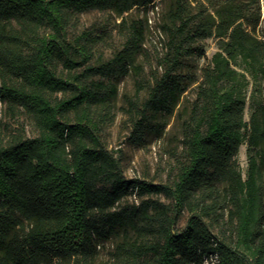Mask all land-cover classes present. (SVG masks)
<instances>
[{"label": "trees", "instance_id": "obj_1", "mask_svg": "<svg viewBox=\"0 0 264 264\" xmlns=\"http://www.w3.org/2000/svg\"><path fill=\"white\" fill-rule=\"evenodd\" d=\"M262 0H0V102L25 112L37 133L0 138V264H96L101 241L117 238L111 264H264V115L245 119L251 79H264ZM159 6L162 70L146 83L140 56L147 27L129 19ZM89 9L122 17L125 39L93 62L101 35L70 26ZM219 48L195 97L190 60L205 41ZM187 69V71H186ZM136 74L147 90L131 103V139L180 123L172 182L129 178L100 130L114 119L119 81ZM251 78V79H250ZM264 89V85H263ZM247 141L245 179L236 160ZM138 204H122L131 194ZM154 195H164L170 202ZM188 213L183 227L178 224ZM224 222L222 234L213 227ZM232 225V229L227 226Z\"/></svg>", "mask_w": 264, "mask_h": 264}, {"label": "rangeland", "instance_id": "obj_2", "mask_svg": "<svg viewBox=\"0 0 264 264\" xmlns=\"http://www.w3.org/2000/svg\"><path fill=\"white\" fill-rule=\"evenodd\" d=\"M262 16L256 27V34L264 39V0L261 5ZM141 18L145 20L147 27V37L145 48L146 57L140 56L139 61L144 65L142 73L143 80L147 83L154 73L160 72L163 68L159 61L166 52L165 35L159 26L160 13L159 6H150L148 9L135 8L131 18ZM122 17L111 10L89 9L82 12L75 22L70 26L69 33L73 37L84 30L91 31L95 35H101L103 40L98 44L95 50L93 62L98 59L108 58L118 49L125 39L123 27L120 22ZM219 48V38L211 36L205 41V55L195 56L190 60L189 72H193L194 79L186 94L187 104L195 97L196 85L202 78V69L209 62L213 53ZM187 71V69H186ZM139 77L134 74L124 76L119 81V93L115 100L114 119L104 124L100 130V135L104 145L120 159L124 174L129 178H141L152 182H172L176 177L177 169L175 163L179 156L181 147L180 123L176 117L171 118L165 128V116L161 119L163 126L160 131L146 134L142 143L132 141L130 133L132 130L131 122V103L141 105V102L147 96V90L141 88L137 82ZM148 79V80H147ZM251 79V78H250ZM264 79L255 81L251 79L246 96L245 119L249 122L255 111L264 115ZM20 130L27 136H33L37 133L32 119L23 111L13 113L8 109L4 102H0V138L9 133H15ZM258 148L249 150V144L245 141L236 155V160L241 169L243 177L246 179L250 165V155L257 154ZM261 157L258 158L259 164L264 172V145ZM155 198L164 202H170L164 195H154ZM140 198L134 193L122 201V204H138ZM188 218L185 213L179 226L183 227ZM224 222L220 221L213 227L214 233L222 234ZM230 227V228H228ZM232 229V225L227 226ZM118 239L111 238L101 241L98 245L96 264H111L112 252ZM215 258H210L206 264H213Z\"/></svg>", "mask_w": 264, "mask_h": 264}]
</instances>
